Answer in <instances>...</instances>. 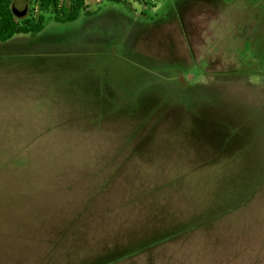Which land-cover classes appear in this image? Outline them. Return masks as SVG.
<instances>
[{
  "label": "rangeland",
  "instance_id": "374dc122",
  "mask_svg": "<svg viewBox=\"0 0 264 264\" xmlns=\"http://www.w3.org/2000/svg\"><path fill=\"white\" fill-rule=\"evenodd\" d=\"M206 2L0 42V264H264V0Z\"/></svg>",
  "mask_w": 264,
  "mask_h": 264
},
{
  "label": "trees",
  "instance_id": "16d2710c",
  "mask_svg": "<svg viewBox=\"0 0 264 264\" xmlns=\"http://www.w3.org/2000/svg\"><path fill=\"white\" fill-rule=\"evenodd\" d=\"M12 1L0 0V42H5L16 34L40 32L44 28L43 12L50 8L54 12V19L61 22L76 20L82 11L87 15L93 14V11L86 10L84 0H68L67 5H64L62 0H36L39 3V13L20 20L12 12ZM108 1L120 2L121 0Z\"/></svg>",
  "mask_w": 264,
  "mask_h": 264
},
{
  "label": "crops",
  "instance_id": "0c3cea01",
  "mask_svg": "<svg viewBox=\"0 0 264 264\" xmlns=\"http://www.w3.org/2000/svg\"><path fill=\"white\" fill-rule=\"evenodd\" d=\"M203 1L209 2V0H203ZM214 9L215 8L212 5L204 4L203 5V9H202V15H204L205 17H207V16H213V17H215L218 12L217 11H214ZM93 13H94V11H93ZM206 35H209V31H207ZM200 58L206 59L207 62H209V65H212L213 63L219 64V60L218 59H211V58H208V57H206L204 55L201 56ZM190 59H192V58H190ZM208 77H210V76L207 75L206 79H208Z\"/></svg>",
  "mask_w": 264,
  "mask_h": 264
},
{
  "label": "water",
  "instance_id": "95a60500",
  "mask_svg": "<svg viewBox=\"0 0 264 264\" xmlns=\"http://www.w3.org/2000/svg\"><path fill=\"white\" fill-rule=\"evenodd\" d=\"M12 8V12L14 13V15L16 17H23L25 16V14L27 13V7H24L22 10H19L17 9L16 7L14 6H11Z\"/></svg>",
  "mask_w": 264,
  "mask_h": 264
},
{
  "label": "built area",
  "instance_id": "2783aa9c",
  "mask_svg": "<svg viewBox=\"0 0 264 264\" xmlns=\"http://www.w3.org/2000/svg\"><path fill=\"white\" fill-rule=\"evenodd\" d=\"M37 3H38V1H37ZM62 3H63V0H62ZM39 4V3H38ZM90 0H89V2H87V0H84V6H85V8H86V10H89V11H93L92 9H90ZM39 6V5H38ZM33 11H35L36 13L34 14V16H36L39 12H37V11H39V9H37V8H33L32 9Z\"/></svg>",
  "mask_w": 264,
  "mask_h": 264
}]
</instances>
